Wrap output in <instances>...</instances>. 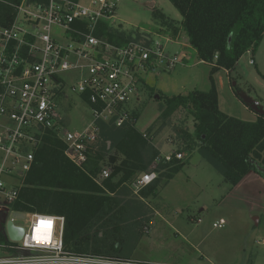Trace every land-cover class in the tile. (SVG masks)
Masks as SVG:
<instances>
[{
    "label": "trees",
    "instance_id": "16d2710c",
    "mask_svg": "<svg viewBox=\"0 0 264 264\" xmlns=\"http://www.w3.org/2000/svg\"><path fill=\"white\" fill-rule=\"evenodd\" d=\"M169 1L181 20L175 22L156 11L157 34L169 39L185 38L198 59L210 65L212 74L223 69L231 76L241 57L246 53L255 55L264 39V0ZM21 2L0 0V25L12 24L15 7ZM101 28L97 35L118 46L145 39L140 30L122 32L108 23ZM145 84L146 91L155 92ZM237 86L234 92L255 114V121L239 120L220 110L215 85L209 91L159 94L160 114L145 132L136 127L141 108L133 112L132 123L125 127L99 123L98 150H92L83 168L72 163L65 155V144L47 132L19 189L14 211L65 217L64 244L71 253L131 258L150 221L149 202L155 203L189 162L175 156L166 160L153 143L180 110L184 109L196 125L194 131L187 126L174 127L178 152L190 156L198 151L231 187L239 186L251 174L264 178V110L241 97ZM153 166L156 178L135 190L137 179ZM106 167L110 176L96 182ZM155 207L160 208L157 202ZM5 236L0 230V242L6 241Z\"/></svg>",
    "mask_w": 264,
    "mask_h": 264
},
{
    "label": "built area",
    "instance_id": "2783aa9c",
    "mask_svg": "<svg viewBox=\"0 0 264 264\" xmlns=\"http://www.w3.org/2000/svg\"><path fill=\"white\" fill-rule=\"evenodd\" d=\"M15 11L11 25H0V212L25 217L29 228L16 225L13 218L0 222L6 235L0 242V264H166L71 253L64 244L65 217L16 212L13 205L47 132L58 137L67 158L83 168L92 150H98V124L122 128L132 123L146 78L182 66L187 54L167 53L166 44L149 31L145 39L123 46L98 36L104 23L121 31L115 26L117 0H22ZM70 95L90 113L83 130L66 127L62 110ZM176 158L183 160L184 154ZM109 176L105 169L95 181ZM155 177L147 172L134 189L139 191ZM9 221L24 228L19 241L10 238Z\"/></svg>",
    "mask_w": 264,
    "mask_h": 264
},
{
    "label": "rangeland",
    "instance_id": "374dc122",
    "mask_svg": "<svg viewBox=\"0 0 264 264\" xmlns=\"http://www.w3.org/2000/svg\"><path fill=\"white\" fill-rule=\"evenodd\" d=\"M117 9L115 26L122 32L149 31L157 41L166 44L167 53L178 54L184 50L189 57L188 63L185 61L171 73L146 78L147 85L155 88V92L144 91L141 94L138 103L141 114L136 123L140 131H145L159 116V94L174 96L192 90L209 91L215 85L216 88L220 87L227 114L239 120L254 119L233 90L237 84L241 97L253 107L264 110V39L255 55L246 53L241 57L236 71L228 78L222 69L212 74L210 65L200 63L195 51L186 46L185 38L169 39L157 34L154 21L156 11H162L175 22L181 20V15L169 0H117ZM58 30L57 33L61 34L62 30ZM62 114H66L65 123L70 131L87 127L90 113L80 105L76 96L70 95ZM170 123L157 137L161 143L176 144L174 127L187 126L194 131L196 125L184 109L177 112ZM169 149L173 150L172 154L179 150L177 145L169 146ZM169 149L164 147L163 154L170 152ZM184 159L189 161L187 165L156 200L160 208L155 207L156 202L150 205V221L131 258L166 264H245L253 258L255 264H264V247L257 245L258 241L264 239V210L261 214L253 212L245 198L234 193L236 187H231L198 151H193L190 156L184 153ZM14 183L18 184V181ZM11 218L16 225L29 228L25 217L0 212V222ZM220 223H225L222 229L214 228V224Z\"/></svg>",
    "mask_w": 264,
    "mask_h": 264
},
{
    "label": "crops",
    "instance_id": "0c3cea01",
    "mask_svg": "<svg viewBox=\"0 0 264 264\" xmlns=\"http://www.w3.org/2000/svg\"><path fill=\"white\" fill-rule=\"evenodd\" d=\"M145 36V35H144ZM186 46H188V45H186ZM190 47V46H189ZM191 48V47H190ZM193 50V49H192ZM195 54H196V52H195ZM196 56H197V54H196ZM188 60H189V57H188V59L186 60L187 61V63H188ZM200 63H204L203 61H200ZM179 67V66H178ZM177 68V67H176ZM175 68V69H176ZM175 69H172L171 71H170V73L171 72H173ZM223 70V69H222ZM226 74H227V76H228V78H229V73L226 71V70H223ZM156 77H159V75L158 76H156ZM229 80V79H228ZM159 90V89H158ZM146 91V90H145ZM161 91V90H160ZM193 91V90H192ZM217 91H218V103H219V107H220V110H222L224 113H226L227 114V110H225V108L223 107V101H222V97H221V93H220V87L219 88H217ZM161 93L163 94V92L161 91ZM232 96L233 97H235V95H234V93L232 92ZM236 98V97H235ZM245 107V110L246 111H248V112H250V113H252L246 106H244ZM226 112H225V111ZM229 115V114H228ZM252 115L254 116V119H250V120H246V121H255L256 120V116H255V114L254 113H252ZM158 118V117H157ZM241 119V118H240ZM244 120V119H243ZM137 123V122H136ZM152 125V124H151ZM150 125V126H151ZM136 127H137V124H136ZM149 128V127H148ZM147 128V129H148ZM146 129V130H147ZM145 130V131H146ZM140 131V130H139ZM145 131H140V132H145ZM162 133V132H161ZM160 133V134H161ZM160 134H158L155 138H154V140H153V143H155V146L159 149V151H160V153H161V156L163 157V158H166V157H172V156H175L176 157V155L177 154H179V153H181V152H178V153H176V154H172L173 152H171V151H173V150H170L169 149V146H174V145H176L175 143L174 144H170L169 142H166V141H164V143H161V139L158 141L157 139V137L160 135ZM155 141V142H154ZM164 147H167L169 150H170V152H168V153H164L163 154V152H162V149H164ZM167 160V159H166ZM169 161V160H168ZM153 169H155V167L153 166L152 168H151V170L149 171V172H152V173H154V174H156V176H157V173H155L154 172V170ZM156 178V177H155ZM235 189V191H234V193L235 192H237L236 194H239L241 197H243V198H245V202H246V204L248 205V206H251V208H252V210H253V212H256V213H259V214H261V212H262V210H264V179L261 177H258V176H256V175H254V174H251L248 178H247V180L244 182H242V184H240L239 186H237L236 188H234ZM235 194V195H236ZM150 201V200H149ZM150 204L149 205H151L152 204V201L151 202H149ZM258 243V244H257ZM256 244L258 245V246H261V247H264V239H263V241H258ZM245 264H255V260L253 259V258H251V259H249L248 261H246L245 262Z\"/></svg>",
    "mask_w": 264,
    "mask_h": 264
},
{
    "label": "water",
    "instance_id": "95a60500",
    "mask_svg": "<svg viewBox=\"0 0 264 264\" xmlns=\"http://www.w3.org/2000/svg\"><path fill=\"white\" fill-rule=\"evenodd\" d=\"M7 230L10 238L14 241H19L24 235V228L14 226L12 221L8 222Z\"/></svg>",
    "mask_w": 264,
    "mask_h": 264
}]
</instances>
